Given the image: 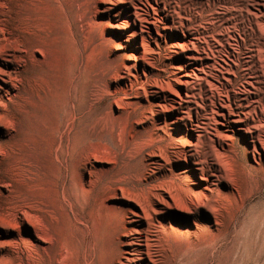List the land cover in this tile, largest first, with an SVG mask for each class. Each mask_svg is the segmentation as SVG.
I'll return each mask as SVG.
<instances>
[{
    "label": "rangeland",
    "instance_id": "obj_1",
    "mask_svg": "<svg viewBox=\"0 0 264 264\" xmlns=\"http://www.w3.org/2000/svg\"><path fill=\"white\" fill-rule=\"evenodd\" d=\"M40 1L44 32L31 37L26 53L12 48L9 3L0 0V264L27 249L50 264L47 231L31 212L32 225L15 221L12 207L41 184L49 196L55 175L45 159L63 116L62 154L60 145L55 153L68 179L61 189L85 194L72 199L91 225L96 264H177L182 250L192 254L187 264H264V53L251 47L257 37L264 41V0H169L170 17L156 0ZM214 24L215 32L203 29ZM201 38L223 51L220 60L203 52ZM235 40L253 51L242 50L249 54L240 57L241 68ZM72 93L85 94L93 109H76L68 139L72 108L65 110L64 99ZM171 138L182 139V149L169 156ZM192 154L216 171L201 172ZM186 185L205 198L197 215L178 209ZM66 215L58 211L62 229ZM147 224L154 226L151 258L134 243L139 234L119 231ZM202 238L204 254L193 257Z\"/></svg>",
    "mask_w": 264,
    "mask_h": 264
},
{
    "label": "bare ground",
    "instance_id": "obj_2",
    "mask_svg": "<svg viewBox=\"0 0 264 264\" xmlns=\"http://www.w3.org/2000/svg\"><path fill=\"white\" fill-rule=\"evenodd\" d=\"M158 3H164L165 9L163 10V13L168 15L170 17L171 15V9H172V2L169 0H156ZM176 2H180L181 0H175ZM236 0H229V3H235ZM217 1H214L212 3L211 9H209V12H213L216 10L218 4H216ZM9 6H8V14H10L9 20H8V28L14 27V30H11V32H8L7 35H10L12 39L14 40L12 43V48L16 52H26L28 51V41L31 40V37H37L41 38L43 35V25H44V8H43V2L40 0H8ZM27 6L28 9H27ZM33 8L32 10L30 8ZM57 9V7H55ZM206 11L200 15V17L206 22L205 18ZM206 33L215 32L219 29L217 24H214V27L210 28H203ZM262 36V35H261ZM206 45L208 46V50L204 49L203 52L207 54V56L212 58H215L217 60H220V56L224 55L223 51H214L213 46L209 44V42L206 41V38H201ZM200 40V41H201ZM255 44L251 45L256 46L259 48V53L262 55L264 53V41L261 38H256L254 40ZM223 48H226V45L223 43L221 44ZM235 46L236 49L234 50L239 57L234 58V62H237V66L241 68V65L243 66V63L240 62V57L242 60V56L245 54H251L253 51L250 50V46L248 45V41L245 40L244 47L239 43L237 40H235V44L231 45ZM246 49L249 51V53H243L242 50ZM207 51V52H206ZM210 52V54L208 53ZM235 53V54H236ZM227 54L228 59L229 54ZM249 59H253L254 57L249 56ZM262 61V60H261ZM223 72V71H221ZM240 79V81L245 79V76L237 77ZM238 84V83H237ZM240 86V83L238 84ZM70 86V84H68ZM242 86V85H241ZM237 88L236 86H233V89ZM74 89V88H73ZM221 91L226 92L229 94L230 90L226 86L222 84ZM242 93H246L245 88L242 91ZM85 93V92H84ZM258 98L262 101L264 100V89H262L258 93ZM67 97V98H66ZM64 99V108L67 110L68 108H72L71 112L68 113V124L66 126V135L68 139H70V135L72 134V131L76 129V121L75 116L76 109L77 108H89L92 110V106H88L85 101V94L81 97H79L77 94L67 95ZM112 96H108L109 100H112ZM124 101V99H123ZM59 111V110H58ZM60 114L64 113L62 111V108L59 111ZM67 113V112H66ZM65 113V114H66ZM58 127L57 133L53 135V140L51 144L48 146V154L46 160L47 166L44 169H51V171L54 172L55 177L48 182V186L50 188L49 190V196L47 197L45 194L46 191V183L41 184L40 189L35 191H30L29 196L31 197H22L19 199H16L13 207L12 212L15 216V221H20L24 219L30 224L31 219L29 218V212L33 213L38 222L41 224V226L47 231V234L44 235V239L48 242V249L50 250V264H96V254L97 250L93 247V243L91 241V225L86 220V214L84 211H81L82 204L78 201V206L76 203H74L73 199L74 197H81L82 192L81 190L78 191V188H76L74 196L70 195L67 190L65 189L62 191L61 186L66 183L68 180L66 178V175L64 173V169L61 168V165L64 163L63 158H61V155L58 157H55L56 153V146L60 145L58 148L60 150V153L62 154V145L59 142V136L61 125ZM71 119H73L71 121ZM77 121H80V119L77 117ZM258 121L262 125V128H264V115L261 114L258 116ZM72 127V129L70 128ZM205 129L202 126H197V132L202 133ZM73 131V132H74ZM61 134V133H60ZM61 139V138H60ZM172 142L173 147L165 149L164 152L167 155L177 154L174 151L181 150L182 147V139H170ZM71 140L69 141V143ZM262 145L264 147V141L262 142ZM195 149H198V145L195 146ZM186 151V150H185ZM194 151V150H192ZM192 151H186L187 153ZM191 157L196 161L194 164H196L199 167V170L203 173L210 172L211 169L213 171H216V167L212 166L210 167L208 163H204L199 161L195 154H192ZM66 167L68 169L71 168L70 161L66 164ZM68 170H66L67 172ZM176 176V175H175ZM219 179H225L226 176H219ZM176 179L183 181L186 180L185 176H178ZM181 196V203L180 208H178L180 211L185 212L187 214H198V211L200 208H206L205 204V198L203 195H197V193H191L189 189V185H186V189L181 188L180 190ZM85 197V194L82 195ZM49 197H52L53 200H48ZM193 207V209H191ZM64 208L66 212V219L64 226L65 228L62 229L60 227V221L58 219V211ZM28 210V215L24 210ZM99 213H102L101 211H98ZM201 212V211H200ZM103 214V213H102ZM106 218V217H105ZM105 218L101 222V229L104 230L105 228ZM82 221V223L80 222ZM143 222V223H142ZM144 224V221H141V226ZM119 225H122V223H119ZM116 224H113V235L115 232ZM154 228L152 224H147V226L144 229H140L138 231H135L133 229H128L125 227H119V231H123L125 234L129 235L128 237L132 238L134 235L133 233L136 232L139 234V238H134V243L137 246L145 247L147 255L149 258H151L150 251L154 247L153 244H151L150 240V234L151 230ZM117 230V229H116ZM132 240V239H131ZM205 240L198 239V243L196 244V248H194V254L196 253H203V246H204ZM200 248V249H198ZM114 250V249H113ZM49 252V251H48ZM214 252V251H213ZM212 252V253H213ZM208 253V252H207ZM206 254V253H205ZM209 254V253H208ZM35 257V258H34ZM48 257V258H49ZM192 254L189 252V250H182L180 253L175 255V261L177 264H187L192 259ZM11 264H17L20 262L21 264H28L26 261L27 258H34L36 262L35 264H43L44 261H47V257L44 253L41 251L31 250L27 249L25 250H18L12 251L11 255ZM217 257L215 255L211 256L209 255V260H216ZM32 261V260H31ZM30 261V262H31ZM30 264V263H29ZM221 264V263H220Z\"/></svg>",
    "mask_w": 264,
    "mask_h": 264
}]
</instances>
